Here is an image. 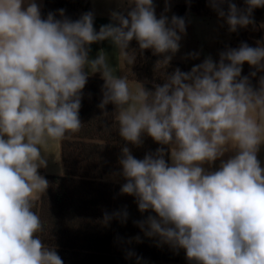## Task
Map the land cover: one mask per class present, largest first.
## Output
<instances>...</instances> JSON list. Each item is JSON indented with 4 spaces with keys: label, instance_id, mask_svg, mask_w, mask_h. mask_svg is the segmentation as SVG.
<instances>
[{
    "label": "clouds",
    "instance_id": "9594fccd",
    "mask_svg": "<svg viewBox=\"0 0 264 264\" xmlns=\"http://www.w3.org/2000/svg\"><path fill=\"white\" fill-rule=\"evenodd\" d=\"M122 2L128 10L111 12L113 22L97 31L92 11L77 20L63 9L60 18L43 17L36 0H0V264H64L42 240L33 210L49 187L39 169L47 168L52 145L81 130L83 89L95 73L104 81L98 107L107 115L114 105L121 139L139 147L147 135L161 146L142 159L124 146L118 160L121 194L133 196L141 213H154L136 222L145 236L183 249L194 264H264V76L251 82L264 72V44L242 42L218 62L208 56L190 71L177 67L153 90L136 80L133 86L114 74L103 50L91 58V45L109 41L133 65L135 40L167 67L186 23L158 18L153 0ZM209 4L231 32L253 24V10L264 8V0H245L246 9L233 0ZM245 63L255 69L248 76L241 75ZM218 160V169L205 168ZM127 216L105 213L104 221Z\"/></svg>",
    "mask_w": 264,
    "mask_h": 264
},
{
    "label": "trees",
    "instance_id": "16d2710c",
    "mask_svg": "<svg viewBox=\"0 0 264 264\" xmlns=\"http://www.w3.org/2000/svg\"><path fill=\"white\" fill-rule=\"evenodd\" d=\"M243 7H247L245 0ZM60 9L64 10L66 17L77 20L91 11V6L88 0H47L43 17L53 12L56 18H60ZM211 10L209 0H190V5L178 8L176 15L182 17L185 23L189 13L219 17ZM252 19L260 30L258 39L264 43V8L254 9ZM130 46L136 54L134 66L122 62L123 74L130 81L144 83L146 88L153 90V83L162 85L164 75L172 73L177 67L187 72L182 64L156 65L161 59L154 57L150 49L141 53L135 40ZM260 74L258 72L255 78H251L254 86ZM103 84L100 75L88 78L79 112L83 126L70 139L61 141L64 175L45 177L49 187L41 200L35 202L33 209L43 222L41 238L56 247L64 264H128L130 258L177 262L179 250L163 244L156 237L145 236L137 226V221L154 213H141L135 198L120 192L125 182L118 175L122 147H129L134 157L142 159L146 153L155 152L161 146L147 135L139 147L126 144L121 139L111 115L113 105L106 106L104 111L109 113L107 115L98 107ZM113 175L121 181L106 180ZM124 210L128 213L126 220L113 218L104 221L105 213L112 215ZM136 237L140 238L139 242ZM130 252L133 255L129 257Z\"/></svg>",
    "mask_w": 264,
    "mask_h": 264
},
{
    "label": "crops",
    "instance_id": "0c3cea01",
    "mask_svg": "<svg viewBox=\"0 0 264 264\" xmlns=\"http://www.w3.org/2000/svg\"><path fill=\"white\" fill-rule=\"evenodd\" d=\"M47 0H36L40 5L41 15ZM90 2L91 11L94 13V27L97 31L101 25L112 23L111 12L120 11L126 12L128 5L122 0H88ZM155 5V12L159 18L161 15H166L169 20L173 15H176L178 8L188 7L190 0H153ZM186 31L181 35L179 51L173 55L170 63L182 64L186 67L187 71L203 60L211 56L215 62L219 61V54L222 52V31L224 29V21L220 17H203L194 13H189L187 16ZM179 34V33H178ZM103 50L109 57V63L112 65L114 74L118 76L123 74V65L119 58L118 52L109 41H102L91 45V51L89 53L91 58H95L98 52ZM152 53V51H151ZM190 53H199L197 58L189 56ZM153 55V53H152ZM158 59H162V56L153 55ZM100 75L95 73L89 77ZM261 76H264V72H261ZM101 76V75H100ZM260 76V77H261ZM133 83L135 81H130ZM114 108V105H113ZM52 156L48 158L47 168L39 169L40 175L46 176H63L64 166L62 160V146L61 142L52 145L49 148ZM231 153H227L223 159L229 158ZM258 158L264 166V147L258 154ZM220 161H216L209 169L208 165L205 168L208 170L218 169ZM62 172V174H61ZM41 200V199H40ZM39 200V201H40ZM128 264H194L186 258V254L183 249L179 250L177 262H164L159 260L141 259V258H130Z\"/></svg>",
    "mask_w": 264,
    "mask_h": 264
},
{
    "label": "rangeland",
    "instance_id": "374dc122",
    "mask_svg": "<svg viewBox=\"0 0 264 264\" xmlns=\"http://www.w3.org/2000/svg\"><path fill=\"white\" fill-rule=\"evenodd\" d=\"M233 2L237 4L238 8L244 9L243 0H233ZM223 8L225 11H227V4L223 5ZM211 11L217 15V12L213 10V8ZM223 21H224V29L222 31L223 51H225L228 48H238L242 42H246L247 44L253 47H255L257 45V42H259L258 33L260 30L254 24H250L246 28H238L237 31L231 32L229 31V26L225 22V19H223ZM129 51H132L131 46L129 47ZM252 71H255V69L250 67L247 63H245L242 66L241 75L248 76L249 73ZM106 180L112 182L121 181L117 175L107 177Z\"/></svg>",
    "mask_w": 264,
    "mask_h": 264
},
{
    "label": "water",
    "instance_id": "95a60500",
    "mask_svg": "<svg viewBox=\"0 0 264 264\" xmlns=\"http://www.w3.org/2000/svg\"><path fill=\"white\" fill-rule=\"evenodd\" d=\"M258 41H259L261 44H264L261 40L258 39Z\"/></svg>",
    "mask_w": 264,
    "mask_h": 264
}]
</instances>
